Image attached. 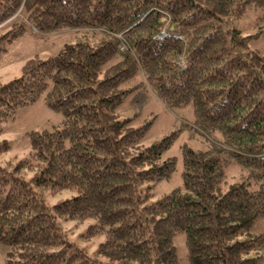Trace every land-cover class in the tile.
I'll list each match as a JSON object with an SVG mask.
<instances>
[{
	"label": "trees",
	"instance_id": "16d2710c",
	"mask_svg": "<svg viewBox=\"0 0 264 264\" xmlns=\"http://www.w3.org/2000/svg\"><path fill=\"white\" fill-rule=\"evenodd\" d=\"M250 10L264 20V0H0V24L22 15L1 32L0 58L31 29L80 34L0 82V134L41 98L62 115L52 130L26 133L24 159H0L4 264H178L179 233L187 264L256 263L244 254L264 246V233L229 242L264 221V53L246 49L264 28L242 35L229 24ZM146 86L170 110L190 106L193 127L231 150L183 144L181 185L154 200L152 187L177 168L163 155L178 132L141 147L152 121L117 117ZM8 150L0 140V155ZM231 163L259 187L243 180L220 192ZM45 191L72 194L47 204ZM88 220L85 238L104 239L94 254L62 226Z\"/></svg>",
	"mask_w": 264,
	"mask_h": 264
},
{
	"label": "rangeland",
	"instance_id": "374dc122",
	"mask_svg": "<svg viewBox=\"0 0 264 264\" xmlns=\"http://www.w3.org/2000/svg\"><path fill=\"white\" fill-rule=\"evenodd\" d=\"M12 18L18 20L22 18V15L18 12ZM13 20L0 24V35ZM229 24L231 27L237 28L242 35H252L260 28H264V20L257 19V12L251 10L246 11L240 17L229 18ZM79 35L75 30L69 29L47 34H41L31 29L10 44H5L7 51L0 58V82L4 83L19 76L21 66L27 58L35 54L41 58L53 56L63 44L76 41ZM246 49L259 50L264 53V34L251 38ZM133 115L135 116L134 126L152 121L147 135L140 144L141 147L150 145L172 131L178 132L176 140L163 155V158L176 157L177 168L168 181H161L152 187L153 200L181 185V146L183 144L195 150H207L215 147L231 151L221 143L222 136L220 134L215 133L212 137H209L201 130L193 127L194 114L190 106L170 110L162 104L147 86L130 95L117 110L118 118ZM61 120L62 115L50 110L42 98L21 109L13 119H9L2 125L0 140L5 139L8 142L9 150L0 155L1 161L16 162L24 159L29 152V141L26 133L29 131L52 130L60 125ZM247 174V169L237 163H231L225 169V178L219 186L220 192L226 191L230 184L243 180L248 182L252 189L258 188L259 184L254 179L247 178ZM29 175L27 174V177ZM71 194L70 191H62L57 194H50L45 191L43 199L47 204H53L59 199L69 197ZM90 222V220L82 223L66 221L62 223V226L67 230L69 240L80 247H85L90 254H94L97 252L99 243L104 239L103 237L85 238L86 227ZM262 233H264V221L256 223L250 230L240 231L229 242L254 240ZM173 240L177 251L178 264H187L184 235L179 233ZM5 251V247L0 245V264H4ZM244 257L256 258L255 264H264V246L244 254ZM98 258L105 260L103 256H98Z\"/></svg>",
	"mask_w": 264,
	"mask_h": 264
},
{
	"label": "built area",
	"instance_id": "2783aa9c",
	"mask_svg": "<svg viewBox=\"0 0 264 264\" xmlns=\"http://www.w3.org/2000/svg\"><path fill=\"white\" fill-rule=\"evenodd\" d=\"M164 35H165V31H164V29H162V30L156 35V37L159 38V37H162V36H164ZM123 48H124V46L121 45V46H120V49L123 50ZM181 63H182L181 58H179V61H177V65H178V66L181 65Z\"/></svg>",
	"mask_w": 264,
	"mask_h": 264
}]
</instances>
